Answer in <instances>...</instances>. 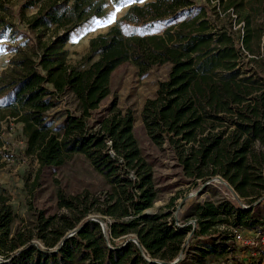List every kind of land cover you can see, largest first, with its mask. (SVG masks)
I'll return each instance as SVG.
<instances>
[{"label":"trees","instance_id":"obj_1","mask_svg":"<svg viewBox=\"0 0 264 264\" xmlns=\"http://www.w3.org/2000/svg\"><path fill=\"white\" fill-rule=\"evenodd\" d=\"M12 1L0 0V32L17 33V17L31 43L12 45L0 73V132L2 120L14 118L40 167L84 154L111 189L104 200L82 202L59 193V205L78 215L40 211L32 228L17 231L9 197L0 191V264H207L240 246L219 224L238 230L264 225V210L257 211L264 201V0H220L224 10L241 14V43L209 4L138 0L90 39L79 64L69 61L67 44L80 27L105 15L106 0H21L16 11ZM31 7L37 9L28 14ZM125 63L141 76L171 65L156 96L145 102L144 127L154 144L173 153L184 176L204 183L221 176L235 201L200 203L196 224L177 223L170 211H147L158 187L134 134L133 112L114 100L93 116ZM67 92L77 108H65L54 126L48 112ZM2 159L0 153V170Z\"/></svg>","mask_w":264,"mask_h":264},{"label":"rangeland","instance_id":"obj_2","mask_svg":"<svg viewBox=\"0 0 264 264\" xmlns=\"http://www.w3.org/2000/svg\"><path fill=\"white\" fill-rule=\"evenodd\" d=\"M137 1L106 0L105 15L87 22L71 37L67 44L70 52L69 61L72 64H79L88 51L90 39L107 31L128 7ZM196 1L209 4L215 12L213 14L220 12L222 15L220 21L225 22L232 29L236 40L241 43L243 19L240 18L239 11L234 8L224 10L220 0ZM19 3L21 0L12 1L15 11ZM247 8L248 6L245 9ZM36 9L37 7H31L27 13L32 14ZM14 21L18 24L17 33L11 29L4 33L0 32V73L8 67L14 54L12 45L26 46L31 43L25 36L26 25L17 17H14ZM261 44H264V36ZM170 67V64L155 66L149 73L141 76L136 66L130 63L122 64L113 73L110 95L93 116L104 114L114 100L117 101L119 108L131 109L134 116V134L143 153L153 163L154 178L158 187L157 200L147 211L150 213L170 211L177 223L184 224L194 220L193 216L200 203L207 200L218 202L223 199L235 201V194L231 185L221 179V176L205 183L201 179L191 181L184 176L181 166L167 146H158L149 137L141 113L146 100L156 96L159 82L168 78ZM65 108L74 111L77 108V101L69 92L62 95V101L57 108L48 112V117L54 126L59 125L62 120L60 115ZM1 125L0 137L3 143L0 153L4 165L0 170V191L9 197L15 213L13 231L32 228L37 220V212L40 211L45 217L52 215L59 217L62 214L72 217L78 215L80 211L72 212L59 205V193L68 198L77 197L79 202L87 197L104 200L111 185L84 154L75 153L59 166L40 167L37 158L26 152L23 124L12 117H7L2 120ZM263 210L264 201L258 203L259 215ZM89 216L100 217V214L90 212ZM106 219L110 221L111 217L106 216ZM217 227L220 230L228 229L232 234L240 231L243 239L238 242L240 246L235 252L218 257L211 256L207 264H264V225L257 229L238 230L230 222H226ZM195 242L193 240L192 244L194 245ZM243 245L246 247L244 250Z\"/></svg>","mask_w":264,"mask_h":264},{"label":"built area","instance_id":"obj_3","mask_svg":"<svg viewBox=\"0 0 264 264\" xmlns=\"http://www.w3.org/2000/svg\"><path fill=\"white\" fill-rule=\"evenodd\" d=\"M221 179H223V178H221ZM223 180H224V179H223ZM188 223L196 224V221H195V219H194V220L189 221ZM234 238H235V240H236L237 242H241V241H242L243 237H242V234L240 233V231H235V233H234ZM253 243H254V242H253Z\"/></svg>","mask_w":264,"mask_h":264},{"label":"water","instance_id":"obj_4","mask_svg":"<svg viewBox=\"0 0 264 264\" xmlns=\"http://www.w3.org/2000/svg\"><path fill=\"white\" fill-rule=\"evenodd\" d=\"M71 234H72V232H71Z\"/></svg>","mask_w":264,"mask_h":264}]
</instances>
